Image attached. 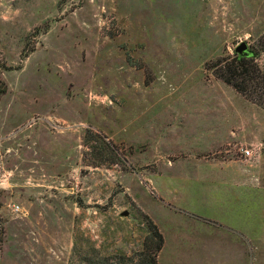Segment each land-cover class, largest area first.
Here are the masks:
<instances>
[{"label": "rangeland", "instance_id": "374dc122", "mask_svg": "<svg viewBox=\"0 0 264 264\" xmlns=\"http://www.w3.org/2000/svg\"><path fill=\"white\" fill-rule=\"evenodd\" d=\"M242 42L264 66V0H0V264H144L153 225L159 264H264V206L204 163L264 186Z\"/></svg>", "mask_w": 264, "mask_h": 264}, {"label": "trees", "instance_id": "16d2710c", "mask_svg": "<svg viewBox=\"0 0 264 264\" xmlns=\"http://www.w3.org/2000/svg\"><path fill=\"white\" fill-rule=\"evenodd\" d=\"M260 54H248L233 58L226 66H222L219 79L234 88L237 92L253 101L264 103V66L260 64ZM260 59V60H259ZM219 62V61H218ZM217 62V63H218ZM221 65V63L219 64ZM7 87L2 79L0 68V100L6 93ZM153 240L156 241L154 249L145 258L144 264H159L158 255L164 247L163 235L153 225Z\"/></svg>", "mask_w": 264, "mask_h": 264}, {"label": "crops", "instance_id": "0c3cea01", "mask_svg": "<svg viewBox=\"0 0 264 264\" xmlns=\"http://www.w3.org/2000/svg\"><path fill=\"white\" fill-rule=\"evenodd\" d=\"M204 163L209 164V169H211L210 171L212 172H224L225 174H229V176H231V186L226 189L228 196H233L235 202L238 201L246 204L248 209H250V213L257 212L262 206H264V186L254 184L250 178V174L248 173V175L241 167H237L234 164L228 165L213 161H207ZM161 231L164 235L162 229ZM263 233L264 231H262V234Z\"/></svg>", "mask_w": 264, "mask_h": 264}, {"label": "built area", "instance_id": "2783aa9c", "mask_svg": "<svg viewBox=\"0 0 264 264\" xmlns=\"http://www.w3.org/2000/svg\"><path fill=\"white\" fill-rule=\"evenodd\" d=\"M240 152H241L242 157L245 160L249 161V160L254 159V152H253L252 149L242 147V148H240ZM14 211L15 212H19L20 211V206H15L14 207Z\"/></svg>", "mask_w": 264, "mask_h": 264}, {"label": "water", "instance_id": "95a60500", "mask_svg": "<svg viewBox=\"0 0 264 264\" xmlns=\"http://www.w3.org/2000/svg\"><path fill=\"white\" fill-rule=\"evenodd\" d=\"M248 50H249L248 44L245 42H242L236 47L235 52L239 56H243V55L247 56L249 54ZM124 215H127V214H124Z\"/></svg>", "mask_w": 264, "mask_h": 264}, {"label": "flooded vegetation", "instance_id": "af4514ba", "mask_svg": "<svg viewBox=\"0 0 264 264\" xmlns=\"http://www.w3.org/2000/svg\"><path fill=\"white\" fill-rule=\"evenodd\" d=\"M250 54V53H249Z\"/></svg>", "mask_w": 264, "mask_h": 264}]
</instances>
